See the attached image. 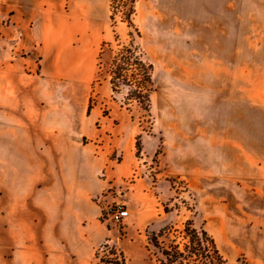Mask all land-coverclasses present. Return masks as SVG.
Here are the masks:
<instances>
[{"label":"rangeland","instance_id":"1","mask_svg":"<svg viewBox=\"0 0 264 264\" xmlns=\"http://www.w3.org/2000/svg\"><path fill=\"white\" fill-rule=\"evenodd\" d=\"M91 5L69 61L61 55L55 112L37 146L44 160L26 163L20 146L0 145V202L12 204L0 208V264L20 263L16 206L27 195L46 207L40 252L50 264H162L175 246H190L184 264H218L209 242L198 246L202 230L222 264H264V0ZM128 17L152 66L149 113L110 84L111 64L132 42ZM117 206L130 212L123 226L109 219ZM150 208L161 212L143 224Z\"/></svg>","mask_w":264,"mask_h":264},{"label":"crops","instance_id":"2","mask_svg":"<svg viewBox=\"0 0 264 264\" xmlns=\"http://www.w3.org/2000/svg\"><path fill=\"white\" fill-rule=\"evenodd\" d=\"M76 1L79 8L72 10L71 5ZM92 10L91 0H0V145L20 146L22 150L18 155L26 163L44 160L37 146L44 142L45 132L50 128H46V114L55 112L54 98L60 92L54 83L61 79V55L64 52L63 56L69 61L68 51L78 25L83 23L82 18L93 15ZM56 49L59 52H55ZM71 63L74 68V62ZM63 74L71 79L75 71ZM10 155L12 158L13 153ZM40 170L30 171L38 178L42 176ZM30 186L32 192L41 190L38 179ZM10 205L0 202V208ZM16 207L22 210L19 264L46 261L50 264L52 255L46 257L40 252L45 240L42 220L48 216L44 202L30 200L27 195ZM160 212L156 208L144 210L141 222L149 223V219ZM68 222L76 225V217L68 216ZM30 223L36 226V232L30 233L25 228ZM73 234L69 232L66 240H71ZM4 260L12 264L9 257Z\"/></svg>","mask_w":264,"mask_h":264},{"label":"trees","instance_id":"3","mask_svg":"<svg viewBox=\"0 0 264 264\" xmlns=\"http://www.w3.org/2000/svg\"><path fill=\"white\" fill-rule=\"evenodd\" d=\"M128 25L132 29L130 36L132 37V42L125 51L119 55L118 58L111 64V85L112 91L114 94H118L123 90H127V101L134 100L136 101L145 112H150L151 107V94L152 90L148 87L150 84V70L152 66L145 65L144 55L142 54L140 48H135L134 36L140 38V34L131 20L130 17L127 18ZM132 64L136 66L135 74H130V68ZM190 226V223H188ZM193 235L196 238V232L193 231ZM195 238H191L190 245L195 242ZM198 242V246L201 247L200 244L209 242L212 246L213 253L215 254V260L218 264H222V257L220 256L218 250L216 249V245L213 239H211L208 233L204 230L201 231V240H196ZM153 245L156 248L158 247L157 238L154 237L152 239ZM172 252H163L165 256V261L162 264H184V262L192 257V253L190 251V246L185 247V251H179L178 247H174ZM209 251L204 248V252ZM208 257V255L201 254V257Z\"/></svg>","mask_w":264,"mask_h":264},{"label":"built area","instance_id":"4","mask_svg":"<svg viewBox=\"0 0 264 264\" xmlns=\"http://www.w3.org/2000/svg\"><path fill=\"white\" fill-rule=\"evenodd\" d=\"M130 217V212L123 206H117V208L110 210L109 219L116 226L125 225L126 220Z\"/></svg>","mask_w":264,"mask_h":264}]
</instances>
